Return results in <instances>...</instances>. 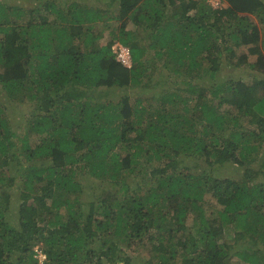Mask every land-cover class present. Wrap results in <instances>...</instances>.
<instances>
[{
  "label": "trees",
  "instance_id": "1",
  "mask_svg": "<svg viewBox=\"0 0 264 264\" xmlns=\"http://www.w3.org/2000/svg\"><path fill=\"white\" fill-rule=\"evenodd\" d=\"M220 3L0 0V264H264V0Z\"/></svg>",
  "mask_w": 264,
  "mask_h": 264
},
{
  "label": "rangeland",
  "instance_id": "2",
  "mask_svg": "<svg viewBox=\"0 0 264 264\" xmlns=\"http://www.w3.org/2000/svg\"><path fill=\"white\" fill-rule=\"evenodd\" d=\"M209 2L212 4L213 8H216L218 6L219 0H210ZM223 6H225V5L223 4L222 7ZM129 30H131V27L129 28ZM106 39H107V37L104 40H106ZM247 49H248V47H239L236 51L237 56L235 55L231 59V61H229V65L226 67V69H229V67H231V68L236 67L237 66L236 64H238L237 57L240 55H246L249 63L254 62L256 56L249 55L247 52ZM261 49L264 52L263 46H261ZM237 67H239V66H237ZM229 71H231V70H229ZM240 72L246 73V72H250V71L247 68V66L244 65V66L240 67ZM235 73L239 74L236 70L233 71V74H235ZM42 102H43V104L47 103V101H42ZM4 106L6 107L7 113H11L15 116V119H14L15 122L18 123L19 125H21V131L24 132L25 127H24L23 123H24L25 115L28 114V111H27V110H29L28 106L25 104V105H21V108H16V109L15 108L12 109L11 106H13V105H10V104H5ZM17 107H19V106H17ZM227 166H230V164H227ZM219 170H221V169H219ZM222 170H225V169H222ZM230 173L232 176L237 174L236 172H234L233 169L229 170V174ZM3 186H5V185H3ZM4 191H5V189H4ZM4 203H6V209L4 211L7 212V216L10 217V212H9L10 207H11L10 201L8 200V202H4ZM11 225L15 226V228H17V229H19L21 226V224L16 219L11 220ZM131 256L134 258V260H138L141 258V256L137 257L138 255L136 253H132Z\"/></svg>",
  "mask_w": 264,
  "mask_h": 264
},
{
  "label": "built area",
  "instance_id": "3",
  "mask_svg": "<svg viewBox=\"0 0 264 264\" xmlns=\"http://www.w3.org/2000/svg\"><path fill=\"white\" fill-rule=\"evenodd\" d=\"M116 52V59L118 62H120L123 66L129 67L130 66V53L129 50L123 46L118 45L116 49H114ZM37 252V259L38 264H42L44 258V255L41 254L40 251L36 250Z\"/></svg>",
  "mask_w": 264,
  "mask_h": 264
},
{
  "label": "clouds",
  "instance_id": "4",
  "mask_svg": "<svg viewBox=\"0 0 264 264\" xmlns=\"http://www.w3.org/2000/svg\"><path fill=\"white\" fill-rule=\"evenodd\" d=\"M207 1L209 2L210 0H207ZM209 3H210V2H209ZM210 4H211V3H210ZM211 6H212V4H211ZM218 6H222L221 3H220V0H219V3H218ZM218 6H217V7H218ZM119 63H120V62H119ZM120 64H121V63H120ZM129 67H130V66H129ZM40 252H41L42 255H44V258L46 259V255H45V253L42 252V251H40ZM45 259H44V260H45ZM44 260H43V261H44Z\"/></svg>",
  "mask_w": 264,
  "mask_h": 264
}]
</instances>
